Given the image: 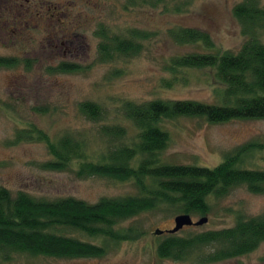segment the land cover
I'll use <instances>...</instances> for the list:
<instances>
[{"label": "rangeland", "instance_id": "obj_1", "mask_svg": "<svg viewBox=\"0 0 264 264\" xmlns=\"http://www.w3.org/2000/svg\"><path fill=\"white\" fill-rule=\"evenodd\" d=\"M241 0H161L157 4L126 0H0V186L42 197L74 196L94 202L101 196L132 193L129 182L91 175L78 178L72 170L50 171L40 167L47 160L44 142L16 140L24 128L38 130L49 138L63 132L84 134L91 150L106 149L101 127L117 124L124 135L112 144L130 140L135 134L123 113V103L160 99H190L220 103L222 86L212 67H180L177 57L194 52L235 51L245 36L233 16ZM264 5V0H259ZM128 36L144 34L135 53L100 57L99 29ZM179 28L208 35L212 47L201 42L182 43L174 37ZM264 39V30L260 31ZM100 106L97 119L79 111V103ZM160 126L168 142L162 160L173 163L214 166L223 155L247 143L260 144L244 157L242 166L264 170V119L232 118L209 123L202 118L177 116ZM104 142L103 144L101 141ZM205 215H189L200 225L182 226L174 233L173 218L163 211H147L122 222L142 234L109 244L98 257L56 258L27 254L12 255L0 264H264V241L251 251L231 258L200 262L197 255L186 259L160 258L155 245L167 234L188 236L207 229L231 226L237 214L254 216L264 212V192L253 193L243 185L226 194L207 197ZM160 230V233H154ZM87 239L84 236H80ZM211 249L204 248L203 252Z\"/></svg>", "mask_w": 264, "mask_h": 264}, {"label": "trees", "instance_id": "obj_2", "mask_svg": "<svg viewBox=\"0 0 264 264\" xmlns=\"http://www.w3.org/2000/svg\"><path fill=\"white\" fill-rule=\"evenodd\" d=\"M232 12L245 36L235 51L194 52L175 61L180 67H212L222 86L220 103L160 98L140 103L126 101L122 113L132 123L135 134L115 145L113 140L121 138L125 129L117 124L103 126L96 135L106 138L107 147L101 151L89 149L88 139L80 133L65 131L53 139L33 129L17 133L16 140L44 142L49 155L40 163L44 170H72L78 178L95 175L129 182L134 191L101 196L89 203L70 195L42 197L0 186V260H9L14 254L98 257L109 244L139 237L142 232L138 228L123 226L122 222L143 212L205 215L207 197L224 195L232 187L243 185L250 192H264V170L242 166L244 157L260 144L239 146L225 153L214 166L166 162L161 157L168 142L167 132L160 126L164 119L198 117L209 123L232 118L264 119V39L259 35L264 30V5L259 0H241ZM98 31V51L105 61L115 53H135L137 40L144 37L136 30L128 36L110 34L102 27ZM174 37L182 43L213 46L208 35L199 30L179 28ZM11 63L0 58V65ZM78 109L90 120L97 119L101 111L99 105L88 100L80 102ZM262 241L264 212L254 216L237 214L228 227L188 236L167 234L155 245V253L173 260L197 255L200 262H215L247 253ZM204 248L211 250L202 255Z\"/></svg>", "mask_w": 264, "mask_h": 264}, {"label": "water", "instance_id": "obj_3", "mask_svg": "<svg viewBox=\"0 0 264 264\" xmlns=\"http://www.w3.org/2000/svg\"><path fill=\"white\" fill-rule=\"evenodd\" d=\"M206 221L205 217H201L196 221L191 220L188 214H178L173 218V228L168 230V233H174L179 230L182 226H189V225H200ZM154 233H160V230H155Z\"/></svg>", "mask_w": 264, "mask_h": 264}, {"label": "flooded vegetation", "instance_id": "obj_4", "mask_svg": "<svg viewBox=\"0 0 264 264\" xmlns=\"http://www.w3.org/2000/svg\"><path fill=\"white\" fill-rule=\"evenodd\" d=\"M193 222V221H192Z\"/></svg>", "mask_w": 264, "mask_h": 264}]
</instances>
